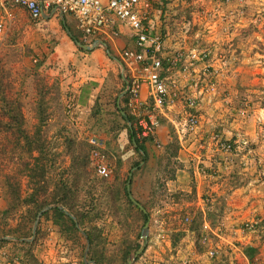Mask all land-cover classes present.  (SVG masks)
Returning <instances> with one entry per match:
<instances>
[{
    "label": "rangeland",
    "instance_id": "rangeland-1",
    "mask_svg": "<svg viewBox=\"0 0 264 264\" xmlns=\"http://www.w3.org/2000/svg\"><path fill=\"white\" fill-rule=\"evenodd\" d=\"M151 5L157 31L168 34V50L200 54L202 60L175 75L184 99L178 94L167 110L168 117L184 120L194 100L195 133L179 136L158 116L161 131L144 139L129 112L134 123L126 127L133 126L143 140L144 156L128 142L113 107L125 113L122 64L109 56L114 52L79 48L60 19L55 27L40 26L20 8L5 16L0 264H264V183L256 179L264 172V94L257 90L264 63L245 56L254 40L264 37V0H152ZM64 23L82 44L74 23ZM244 38L252 45H241ZM258 48L264 54V45ZM91 138L99 145L93 147ZM74 143L90 151L85 171L73 165ZM223 143L231 145L229 155L221 151ZM93 150L109 170L107 178L96 173ZM194 170L210 183L196 181ZM128 180L129 195L148 213L147 222L128 201ZM10 189L21 190L14 206L7 202ZM63 202L82 210V225ZM246 251L252 258H245Z\"/></svg>",
    "mask_w": 264,
    "mask_h": 264
},
{
    "label": "built area",
    "instance_id": "built-area-1",
    "mask_svg": "<svg viewBox=\"0 0 264 264\" xmlns=\"http://www.w3.org/2000/svg\"><path fill=\"white\" fill-rule=\"evenodd\" d=\"M152 0H0V33L3 21L10 9L20 8L28 17L37 22L44 11L54 8L56 12L70 15L75 21L76 29L84 42L111 39L118 37L121 27L128 28L134 39L133 48H125L118 54L122 64L121 76L127 95V108L136 118L139 126L137 135L141 138H153L159 128L157 117L167 118L176 133H195L198 120L195 102L188 103L189 111L184 120L168 117V108L173 98L179 94L184 99V91H180L175 75L189 70L191 63L200 62V54L178 50L171 52L167 46V32L157 31L151 23ZM190 23H184V34ZM204 57V56H203ZM145 90V97L142 91ZM89 143L96 147L95 138ZM221 151L229 155L231 145L223 143ZM96 173L107 178L109 170L102 157L95 150L91 153ZM227 163L231 159L224 158ZM205 161V160H204ZM208 255L212 257L213 251Z\"/></svg>",
    "mask_w": 264,
    "mask_h": 264
},
{
    "label": "crops",
    "instance_id": "crops-1",
    "mask_svg": "<svg viewBox=\"0 0 264 264\" xmlns=\"http://www.w3.org/2000/svg\"><path fill=\"white\" fill-rule=\"evenodd\" d=\"M10 10H12V9H10ZM153 12H154L153 15H151V23L155 26V29L157 30L159 28L158 22H157L158 21V17H157V14H156L157 11L154 10ZM7 16H8V12H7ZM55 19H60L61 20L62 30L66 34V37H68L70 39V41H72V39H71V33L65 27V23H64L65 20L72 21L74 23V25H75V28H76L75 21L72 18V16H70V15H63L60 12H56V10L54 8H50V9L44 11L42 13V15H41V19L39 21L35 22V23L39 24L40 26L52 25L53 27H55V21H54ZM68 31H69V33H68ZM119 32L120 33H119L118 37H115V38L106 39V40L98 39V40H92V41H87V42H84L82 40V38H81V42H82V44L84 46H87V47H90V48H93V49L94 48H97V47H102L104 49L109 48L110 51L114 52V54L110 55L109 54V51H107V54H109V56L111 58H113L114 60H116V62L118 64H120V67H121V62L118 59V54L120 53V51L122 49H125V48H133L134 47V39H133L132 34H131V32H130V30L128 28L121 27L119 29ZM77 42H78V40H77ZM73 43L76 44V42H73ZM248 43L251 46L253 42H248V40H246V38H244L242 40L241 45L247 46ZM259 45H264V37L263 36H259V37H257L254 40V43L252 45L253 48H250V50H248L252 54L250 52H248L247 54H245V56H246V60H250V61L253 60V61L256 62V64L258 63L259 66H262V64L264 63V54L260 53L259 50H254V47L257 48V49H259L258 48ZM113 55H114V57H113ZM231 57L229 56V63L231 62L230 61L231 60ZM230 67H232V65ZM230 70H232V68ZM261 70H262L261 74H263L264 73V69H261ZM263 75L260 78H257V81L259 82V85H260L259 88H257V90L260 93H263L264 94V84H262V81L264 82V76ZM145 94H146V92H145V90H143L142 91V97H145ZM157 131L159 132V131H161V129H159ZM202 163H204L205 165H209V162H207V160L203 161ZM181 172H183L184 174L179 173L180 176H182L183 178H185L186 177V173L184 171H181ZM193 174H194V176L196 178V181H198L197 180L198 177H201V179H204V180L205 179L206 180L208 179L207 180L208 183H210V181H211L209 178L204 177V176H201V174H199L197 172V170H194L193 171ZM261 175H264V172L262 170L258 171V175H256V179L259 178L260 179V182L261 183H264V176L262 177ZM177 177H179V176L177 175ZM216 179H217V177L214 178V180H216ZM203 183H205V182H203ZM196 185H197V190L200 191L199 190V183L196 182ZM202 188H203V186H202ZM245 258L246 259H249L247 256H245Z\"/></svg>",
    "mask_w": 264,
    "mask_h": 264
},
{
    "label": "trees",
    "instance_id": "trees-1",
    "mask_svg": "<svg viewBox=\"0 0 264 264\" xmlns=\"http://www.w3.org/2000/svg\"><path fill=\"white\" fill-rule=\"evenodd\" d=\"M65 27L70 31V29L68 28L67 25H65ZM71 39L73 42H76L78 40L72 34H71ZM0 78H1V75H0ZM123 87H125L124 83H123ZM126 104H127V95H125L123 98V109L122 110L125 112V115H122L121 110L117 109L115 103L113 104L114 110L118 113V116H119L120 120L122 121V123L125 125V127H126V122H128V121H130L131 123H134V118L129 114V111L127 109ZM39 112L44 115L45 108H39ZM4 115H5V113H4ZM18 115L20 118H22L21 107H19ZM126 129H127V127H126ZM127 138H128V142L134 146L133 149L136 153H138V154L143 153L144 155H146V148L144 146V142H142L143 140L142 141L138 140V138L136 137V131H135L133 126L131 129L130 128L127 129ZM73 150L76 152V154L73 156V162H74L73 165L75 167H77L79 170L85 171V168L89 162L88 156H89L90 151L87 148L85 149V147L82 146L81 144H80V147H77L76 143H74ZM20 191H21L20 189L18 190V192H17V190L10 189L9 192H7L8 198L11 197V200H9V201L7 200V202L9 203L8 205H11V206L16 205L15 203L18 199V195L20 194ZM125 193H126L127 198H128L129 192L126 188H125ZM128 201H129V198H128ZM54 202H58V200L53 201V203ZM129 202H131V201H129ZM20 206L21 205H19V207ZM33 206L40 209L43 205L33 204ZM63 206L67 207L69 209V211H71L72 214L77 217V220L82 225V222H83V214L81 213L82 210L74 202H68V203L63 202ZM56 213L59 214V212H56ZM142 217L145 219V222H147L149 219V215L147 212H143ZM210 217H212V215H210ZM68 220L71 221L69 218H68ZM245 255L249 259L252 258V255L249 253V251H246Z\"/></svg>",
    "mask_w": 264,
    "mask_h": 264
},
{
    "label": "water",
    "instance_id": "water-1",
    "mask_svg": "<svg viewBox=\"0 0 264 264\" xmlns=\"http://www.w3.org/2000/svg\"><path fill=\"white\" fill-rule=\"evenodd\" d=\"M68 33H69V31H68ZM76 44H77V46L79 47V48H81V49H84V50H87V47L86 46H84L83 44H81L80 42H77L76 41ZM122 80L124 81V79H123V77H122ZM125 94V90H124V92L122 93V96ZM121 113H122V115H125V113H123L122 111H121ZM129 128L131 129V127L129 126ZM143 156H144V154L143 153H141ZM129 182H130V180H128V182H127V190L129 189ZM129 198H130V200L133 202V204H135L136 206H138L143 212H145V210L143 209V207L141 206V205H139L130 195H129ZM144 229H146V226L144 227ZM144 239H146V236H144ZM143 251V248H141L135 255H134V258L136 257V256H138L141 252ZM128 264H131V260L128 262Z\"/></svg>",
    "mask_w": 264,
    "mask_h": 264
}]
</instances>
